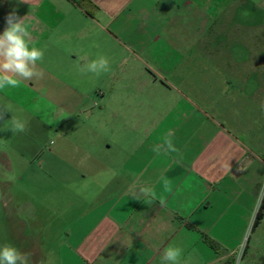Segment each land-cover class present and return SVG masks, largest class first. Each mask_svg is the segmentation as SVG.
I'll return each mask as SVG.
<instances>
[{
  "label": "crops",
  "instance_id": "obj_1",
  "mask_svg": "<svg viewBox=\"0 0 264 264\" xmlns=\"http://www.w3.org/2000/svg\"><path fill=\"white\" fill-rule=\"evenodd\" d=\"M187 3L204 18L202 4ZM178 7L176 0H0V33L15 11L29 27L30 46L44 51L37 62L43 79L0 90V110L8 109L0 126L9 133L4 146L19 151L26 168H35L33 156L44 146L47 173L39 180L54 188L48 208L23 210L25 242L37 264H162L170 245L183 249L179 264L242 258L264 196V144L239 125L248 144L241 142L209 115L123 110L139 102L129 92L135 85L191 87V36L182 34V43L171 31L186 20ZM161 22L166 33H159ZM129 54L144 69L150 66L142 56H160L159 78L148 74V83L130 87L119 81ZM100 56L110 65L101 79L81 71ZM13 118L27 130L11 131ZM37 232L47 241L42 246L34 242Z\"/></svg>",
  "mask_w": 264,
  "mask_h": 264
},
{
  "label": "rangeland",
  "instance_id": "obj_2",
  "mask_svg": "<svg viewBox=\"0 0 264 264\" xmlns=\"http://www.w3.org/2000/svg\"><path fill=\"white\" fill-rule=\"evenodd\" d=\"M176 1L181 6L177 9L178 17H186V20L181 21L184 24L179 20L176 29L173 27L171 31L175 30L178 41L182 43L185 42L182 34L187 32L191 36L188 40L194 51L190 60L194 70L191 87H180L176 83V88H167L159 84L160 81L149 84L148 74L159 78L155 70H160L161 63L165 62L160 56H142L150 66L145 71L129 54L127 66L123 68L125 71L117 73L119 81L127 80L129 87L142 81L148 84L144 82L142 87L139 83L140 86L129 88L131 94L139 97V102L130 103L123 110L130 115H209L223 123L241 142L248 144L247 137L237 134L239 125L242 129L251 128L256 135V144H264V0ZM185 2L202 4L203 12L206 9L208 16L202 12L204 18H200L201 10L188 3L183 5ZM191 10L194 14L189 19ZM165 26L161 22L160 34L168 31ZM169 61L172 63L173 59L169 58ZM179 63L174 62L176 65ZM103 75L101 73L98 79ZM185 96L191 106L188 103L185 106ZM99 106L96 103L95 109L100 110L102 107ZM0 123L3 126L4 120L0 119ZM7 138L8 131L0 134V246L12 244L28 255V264H37L38 259L29 255V246L25 242L29 232L24 226L23 210L28 206L48 208L50 204L46 195H52L54 188L39 180L47 173V169L41 167L46 151L44 146L41 147L33 156L35 168H26L20 164L23 159L19 157V151L4 146L3 141ZM5 155L11 165L3 161ZM262 197L263 193L258 211ZM66 202L64 200L61 207L66 208ZM38 234L33 233V236L36 238ZM245 237L242 258L236 264H264V213L258 226ZM34 240L40 246L47 242L40 241V238Z\"/></svg>",
  "mask_w": 264,
  "mask_h": 264
},
{
  "label": "clouds",
  "instance_id": "obj_3",
  "mask_svg": "<svg viewBox=\"0 0 264 264\" xmlns=\"http://www.w3.org/2000/svg\"><path fill=\"white\" fill-rule=\"evenodd\" d=\"M6 27L0 33V90L15 88L23 81L43 79L45 73L37 68V62L42 61L44 51L30 46L31 34L23 18L10 12L5 18ZM82 72L100 74L110 71L109 60L100 56L83 66ZM7 108L0 110V119L4 118ZM11 131L25 132L26 122L13 118ZM168 151H175L171 140L165 137ZM159 154V149H156ZM145 191V190H142ZM152 203L151 200L148 201ZM183 249L177 246H168L162 253V264H179ZM0 264H28V255L22 253L12 244L0 246Z\"/></svg>",
  "mask_w": 264,
  "mask_h": 264
},
{
  "label": "trees",
  "instance_id": "obj_4",
  "mask_svg": "<svg viewBox=\"0 0 264 264\" xmlns=\"http://www.w3.org/2000/svg\"><path fill=\"white\" fill-rule=\"evenodd\" d=\"M263 213H264V196H263V199H262V204H261V207H260V210L257 212V215H256V219H255V222H254V225H253V228H256L259 224V221L262 219L263 217ZM210 245L213 247V248H216V244L212 241L209 242ZM234 260H235V256H232L228 261H226L224 264H234Z\"/></svg>",
  "mask_w": 264,
  "mask_h": 264
}]
</instances>
